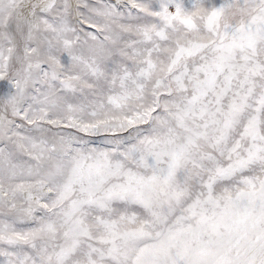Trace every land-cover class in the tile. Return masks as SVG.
Here are the masks:
<instances>
[{"label": "snow or ice", "instance_id": "snow-or-ice-1", "mask_svg": "<svg viewBox=\"0 0 264 264\" xmlns=\"http://www.w3.org/2000/svg\"><path fill=\"white\" fill-rule=\"evenodd\" d=\"M0 264H264V0H0Z\"/></svg>", "mask_w": 264, "mask_h": 264}]
</instances>
